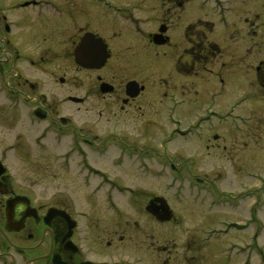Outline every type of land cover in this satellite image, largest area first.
I'll use <instances>...</instances> for the list:
<instances>
[{"label": "rangeland", "instance_id": "rangeland-1", "mask_svg": "<svg viewBox=\"0 0 264 264\" xmlns=\"http://www.w3.org/2000/svg\"><path fill=\"white\" fill-rule=\"evenodd\" d=\"M21 1L23 0H6L4 3L0 2V6L5 7L4 10L7 12H11L12 8L16 7L15 5ZM53 1L64 4V6L71 9L79 6L78 3H74L75 0ZM114 1H117L120 6L133 3L132 6L136 7V11L140 13L141 18L146 20L150 18L149 21L155 19L154 23H147V25L150 23L148 28L151 33H156L158 35L156 38L159 39L163 35L171 37L173 48L171 49L168 45H159L158 47H151L150 45V54H139L140 50H145V46L149 42L136 40L133 34H129V31H127L128 24L126 23H110L108 36L112 37L116 32H122V37L120 36L119 39H122L123 42L119 39H112L114 44L118 41L120 43L117 47L120 61L116 67L111 64L104 68L102 72H94L92 65L77 62L78 56L87 60L88 53L83 50L80 53L81 46H78L74 51L76 43H80L77 40L79 34L77 35V31L68 25H63L64 18L62 17L55 21L44 22L45 32L39 28L38 33L36 32V42L27 45L29 51L33 53V57L38 59V63L44 56L53 57V52L54 56L60 54L62 59L56 58L59 60L58 64L54 63L52 66L46 65L45 67L36 68L29 65L25 66L22 71L23 79L21 77L17 78V73L6 66L8 74H11L14 88L23 91L29 90L25 80H29V83H31L35 81L36 77H42L47 82L44 92L48 94L49 103L52 106L51 108L48 107L43 101L42 104L58 113V115L60 114V116H70L76 127L83 129L91 136H98L99 140L103 141L106 138V133L111 130L113 123L118 121L120 131L124 136L126 134L132 136L133 134L134 139H136L135 143L138 141L142 146L152 147L157 146L159 139L171 128L168 118L169 95L176 94L179 99L187 100V105L180 110V113L185 117H191L194 111L199 112L201 115L203 109L210 103H213L216 108L222 111L227 109L229 104L236 101L250 88V86H244L243 81L246 80L251 85L252 83L249 80H255L254 70L251 68L252 59L257 62L264 54L259 55L257 53L252 58H248L246 54H252L251 50L247 46L236 44V39L239 31L246 32V29L254 31L257 29L255 24L264 23V13L262 12L264 11V0H236L237 2H245L243 5L245 10L240 16L232 18L233 30L231 33L225 32L221 15L212 10L209 4L203 5L202 0H193L184 11L178 8V3L183 0H177V3H175L176 0ZM142 9L143 11L140 12ZM18 13L16 15L12 11L10 14L14 17L21 16L22 12ZM257 16H261L262 20H259ZM88 21L90 22L89 19ZM89 22H86L87 29H90ZM110 24L108 25L110 26ZM91 28L104 31L103 28L93 25ZM159 30H161L160 33ZM263 30V27L258 29V34L263 33ZM193 31L199 39H194L192 42L190 38H192L191 33L194 35ZM131 41L132 43L144 44V48L132 46ZM156 44L162 43L156 42ZM196 45H198V48ZM11 50L10 46L7 45V40L2 38L1 25V62L3 60L7 64L12 61L13 53ZM191 51H193V55ZM48 52L49 55H47ZM98 66L102 67L101 65ZM130 81L139 82L145 87V91L140 98L124 104L123 99L127 98L124 93L125 86L136 83ZM21 83L26 87L21 86ZM104 83L116 86V92L110 94V91L103 90L101 85ZM252 88H256V83ZM120 91L122 93H119ZM84 96L90 97L89 104L81 105L69 101L70 98L72 100L73 97L76 99ZM3 105L4 102L0 98V118L3 117L5 122L2 123L0 120V149L3 150L9 147L7 165L10 168L9 170L20 178L17 182L19 188L23 191L36 193L40 198H45L59 190L68 189L79 199L83 207L89 208L86 201L89 190L82 187L81 181L76 175H63L58 165L52 162L53 155L59 149L54 150L51 148L49 151L44 152L39 150L33 144V137L37 134L36 129L30 128L27 122L24 121L11 122L12 114L7 113L6 107ZM257 105H247L241 111L256 117L253 126L245 134L236 133L231 131L229 127H225L220 128L217 132L213 131L207 134L200 142L177 140L173 141L171 145L169 144L170 146L168 145L165 150L166 153L176 159L179 169L185 173L184 177H186L175 185L170 184L173 190H167L164 193L161 189L164 181L151 178L143 180L135 167L131 165L127 166L126 171L130 174H126L127 177H125L130 179V181H127L128 184L144 188L151 195L169 198L174 204L177 214L180 212V214L187 216L188 213L184 210V204L191 205L193 208L197 206L200 223L198 229L200 232H202L203 227L215 225L221 219L237 218L245 222L250 219L249 214L252 215L253 211L250 212L249 210L250 201L247 202L244 208L235 211H230L229 208L225 209L226 205L222 206L224 208L217 209L216 206L211 204L208 194H205L207 201L201 202V193L196 191L197 186L192 183V177L188 178L191 173L213 180L216 187L223 192H228L234 188L238 190L244 186L246 188L263 187L261 223L255 224L252 220L249 222L250 226L244 234H233L229 239H233L234 236H239L241 240L246 238L247 243L251 245L248 253L253 254L254 246H256L253 235L256 227L260 225L261 243L259 245L264 264V101L262 102V110ZM258 108L259 110H256ZM214 123L217 124V121L215 120ZM11 147L15 148L12 149ZM27 153H30L31 156L29 160L24 157ZM99 165L116 173L119 177H124V171L114 170V172L105 160L100 161ZM227 170L230 172V178L224 176L223 171ZM167 172H172L170 166L167 167ZM251 174L257 176V179H249L248 176ZM170 177L172 176L168 175V178ZM166 181L171 182L170 179ZM178 188H180V191L177 192L176 196H173ZM149 194L146 196L149 197ZM109 220L108 218L98 221L97 217L95 222L91 221L86 225L88 235L84 238V244L91 251L95 260L108 259L111 256L110 254L114 252L123 254L122 250H124L125 255L130 256V258L142 256L141 254H143L146 259L145 264H151L147 260L148 257L155 260L154 264H176L170 255H165L159 251V245H152L158 244L157 242L148 237L146 238L151 233L144 231L146 228L137 230L132 226L134 230H131L128 227L130 230L126 234L124 228L112 224L113 221L109 222ZM3 224V219L0 216V233L5 235L2 238L5 244H9V240L12 239L15 244L27 246L26 249L31 251L30 254L33 260H38V264H51V254L58 251L56 250L58 249L57 240L49 237L44 232L42 233L41 230V232L23 233L21 234L22 237L21 235H12L5 231ZM112 225L114 228H111ZM97 227L103 228V233L91 237L92 230L97 229ZM117 228L119 235L115 236L112 229L116 230ZM121 235H125L127 246L120 243L119 237ZM162 237L164 239H160L164 245L171 242L180 243V236L168 237L162 235ZM23 239L27 242L25 243ZM112 239L113 245H109L108 243L111 244ZM160 253L163 255L161 256Z\"/></svg>", "mask_w": 264, "mask_h": 264}, {"label": "flooded vegetation", "instance_id": "flooded-vegetation-1", "mask_svg": "<svg viewBox=\"0 0 264 264\" xmlns=\"http://www.w3.org/2000/svg\"><path fill=\"white\" fill-rule=\"evenodd\" d=\"M5 1L1 0L0 2L4 3ZM192 1L183 0L178 3V8L184 11ZM205 1L209 2L212 10L215 9L214 4L217 6L216 13L222 17L225 32L231 33L233 30L231 20L243 13L245 2H237L236 0ZM74 3H78L79 6L71 9L53 0H23L12 8L16 15L19 14L18 12H22L23 15H19V17H14L10 14L12 11L7 12L4 10L5 7L0 6L2 38L7 40V45L10 46L13 53L11 62L6 64L3 60L0 61V98L4 102L3 106L6 107V112L12 114L11 122L24 121L27 122L30 128L36 129L37 134L33 137V144L39 150L44 152L49 151L51 148L54 150L59 149L53 155L52 162L58 165L63 175H76L80 179L82 187L89 190L86 199L89 208L83 207L79 199L68 189L53 192L45 198H40L36 193L20 189L17 183L20 178L12 173L7 165L9 147L3 150L1 148L0 216L3 219L5 231L18 236L23 233L29 234L33 231H42V233L44 232L49 237L57 240L58 249L56 250L58 251L51 254V264L146 263L143 254H141L142 256L130 258V256L125 255L124 250H122L123 254L114 252L110 254L111 256L108 259L95 260L91 251L84 244V238L88 235L86 225L88 222H95L97 217L98 221L109 218V222L113 221L112 224L124 228L126 234L129 233L130 229L134 230L133 227L137 230L146 228L144 231L152 234H148L146 238L148 237L157 242L158 244L152 245H159V251L165 255H170L176 264H262L261 247L259 245L261 243L260 236H254L256 246L253 254L248 253L251 245L247 243L246 238L241 240L239 236H234L233 239H229L233 234H244L246 232V224H243L242 220L237 218L221 219L215 225L203 227L202 232H200L198 229L200 223L197 206L193 208L191 205L184 204V210L188 213L187 216L180 214V212L177 214L174 204L166 196L157 197L154 194H149L144 188L128 184L127 181H130V179L126 178V174L130 173H127L126 169L128 165L135 167L143 180L151 178L164 181L161 189L166 193L167 190H173L170 184H177L185 174L179 169L176 159L166 153L165 150L169 144L171 145L173 141L177 140L200 142L207 134L213 131L217 132L220 128L225 127H229L231 131L236 133L245 134L253 126L256 117L241 111L250 104H258L257 106H260L259 108L262 110V102L264 101V55H262L264 54V30L261 34H258L257 30L262 29V27L264 29V23L255 24L257 29L254 31L250 29H246V32L239 31L236 39V44H242L251 50L252 54H249L247 50L248 54L246 55L248 58H252L257 53L262 55L257 62L252 59L251 68L254 70V77L257 82L250 79L249 82L252 83L250 85L246 80L243 81V85L250 86V88L236 101L229 104L227 109L222 111L216 108V105L210 103L203 109L201 115L199 112L194 111L191 117H185L180 113V110L187 105V100L179 99L176 94L169 95L168 118L171 128L159 139L157 146L146 147L139 144L138 141L135 143L136 139H134L133 134L132 136L128 134L124 136L120 131L118 121L113 123L111 130L106 133V138L100 141L98 136H91L83 129L76 127L70 116H60V114L55 113L50 109L52 104L49 103L48 94L44 92L47 82L42 77H36L35 81L31 83H29V80H25L29 90L23 91L14 88L7 67L17 73V78L21 77L23 79L22 71L25 66L29 65L33 68L45 67L46 65L52 66L54 63L58 64L59 60L57 59H62L60 54L54 56V52L51 50L53 57L44 56L38 63V59L33 57V53L28 49V44L32 45L36 42V32L38 33L39 28L45 32L44 22L47 21H55L63 17L62 24L68 25L77 31L76 34L80 36L77 40L80 43L76 41L74 51L78 46L86 43L84 50L89 52L87 58H89V64L92 62L94 65V72H102L104 68L111 64L116 67L120 61L119 50L117 49L120 43L118 41L114 44L112 39L122 37V32L118 31L112 37L108 36L110 23H126L128 24L127 31H129V34H133L136 40L149 42L147 44L149 46L146 45L145 50H140L139 54H150V45L151 47L159 46L155 43V38L158 35L151 33L148 28L150 23L155 22V19L149 21L150 18L148 20L141 18L140 13L136 11V7L132 6L133 3L124 6H120L114 0H75ZM175 3H177V0ZM262 12L264 13V11ZM54 17L58 18L55 19ZM257 17L262 20L261 16ZM86 22H89L90 29H87ZM148 22L150 23L147 25ZM92 25L103 28L104 31L92 29ZM112 29L114 28L112 27ZM161 30H159V33ZM193 33L194 35L191 33L192 38H190L192 42L198 38L195 31ZM84 39L86 40L82 43ZM119 40L123 42L122 39ZM160 40L163 42L162 46L168 45L171 49L173 48L171 37L163 35ZM131 45L144 48V44L132 43V41ZM260 46L262 49L259 48ZM196 47L198 48V45ZM49 54L48 52L47 55ZM191 54L193 55V51H191ZM196 58L198 60L197 56ZM130 82H136L135 91L140 93L137 96H131L128 85H126L124 93L127 98L123 99L124 104L140 98L145 91V87L139 82ZM255 83L256 88L253 89L252 86ZM21 86L25 85L21 83ZM101 86H103V90L110 91V94L116 92V86L113 84L104 83ZM101 86L100 89L102 90ZM121 91L119 93H122ZM258 91L261 94L260 92L257 94ZM101 93L103 92L101 91ZM77 99L79 100L78 104L81 105L90 103L89 96ZM42 101L50 108L43 105ZM69 101L74 103L71 98ZM259 108L256 110H259ZM0 120L5 123L3 117ZM215 120L217 124L214 123ZM203 123H208V125H205L201 132L200 128ZM182 132L185 133L182 134ZM172 136L175 137L170 141L167 140ZM11 148L14 149L15 147ZM24 157L29 160L30 153H27ZM104 160L109 163L111 170L124 171V177H119L116 173L100 166L99 162ZM166 162L172 164L171 173L167 172ZM54 166L56 167V165ZM3 167L7 170L3 171ZM223 173L225 178H230L228 170L223 171ZM168 175L172 177L168 178ZM191 176L205 187L201 190L203 191L200 194L201 201H205V194H208L211 204L216 206L217 209L226 205L225 209L229 208L230 211H235L244 208L249 199L251 202L249 207H255V213L257 214L261 187L246 188L244 186L238 190L234 188L228 192H223L216 187L213 180L194 173H191ZM248 178L256 180L257 176L251 174ZM168 179L171 180L170 183L166 181ZM178 191H180V188L173 193V196H176ZM196 191H199V187ZM147 194H149V197L146 196ZM254 221L255 224L261 223L260 213L257 216L255 215ZM111 228H114L113 225ZM214 228L223 229L214 230ZM102 229L97 227V229L92 230L91 237L101 235L103 233ZM112 231L115 236L119 235L118 228L116 230L112 229ZM162 235L168 237L180 236V243L171 242L164 245L161 243V239H164ZM3 236L5 235L0 233V264H38V260H33L30 254L31 251L26 249L27 246L15 244L12 239L9 240V244H5L2 239ZM119 240L121 244L124 243L123 246H127L125 235H121ZM23 241L27 242L25 239ZM112 242L113 239L111 244H108L113 245ZM160 255L163 254L160 253ZM147 260L151 264L155 263V260L151 257H148Z\"/></svg>", "mask_w": 264, "mask_h": 264}, {"label": "water", "instance_id": "water-1", "mask_svg": "<svg viewBox=\"0 0 264 264\" xmlns=\"http://www.w3.org/2000/svg\"><path fill=\"white\" fill-rule=\"evenodd\" d=\"M79 52L81 53V49H80ZM78 62L80 64L88 63L86 59L85 60L84 59H81L80 56H78ZM128 89H129V94L131 96H137L139 94V92L135 91L136 90L135 84L128 86Z\"/></svg>", "mask_w": 264, "mask_h": 264}]
</instances>
